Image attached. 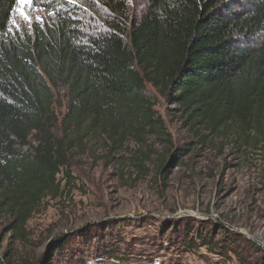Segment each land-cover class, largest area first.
Listing matches in <instances>:
<instances>
[{
    "label": "trees",
    "instance_id": "1",
    "mask_svg": "<svg viewBox=\"0 0 264 264\" xmlns=\"http://www.w3.org/2000/svg\"><path fill=\"white\" fill-rule=\"evenodd\" d=\"M30 1L52 17L5 40L18 0H0V215L12 236L74 180L71 152L104 143L115 157L128 138L166 135L146 82L177 106L197 143L264 137V0H139L133 11L126 0ZM67 239L29 264H54ZM0 264L9 262L0 255Z\"/></svg>",
    "mask_w": 264,
    "mask_h": 264
},
{
    "label": "rangeland",
    "instance_id": "2",
    "mask_svg": "<svg viewBox=\"0 0 264 264\" xmlns=\"http://www.w3.org/2000/svg\"><path fill=\"white\" fill-rule=\"evenodd\" d=\"M126 1L132 11L139 2ZM94 9L87 11L99 24ZM49 17L30 0L17 3L3 39H21ZM146 90L166 135L128 138L115 157L104 143L71 152L74 180L56 198L43 200L22 237L12 236L0 215V255L9 264L35 263L66 235L54 264L98 254L104 255L100 264H264V137L258 134V143H197L177 106L149 82ZM188 225L190 245L181 236ZM197 232L207 234L211 246L196 242Z\"/></svg>",
    "mask_w": 264,
    "mask_h": 264
},
{
    "label": "snow or ice",
    "instance_id": "3",
    "mask_svg": "<svg viewBox=\"0 0 264 264\" xmlns=\"http://www.w3.org/2000/svg\"><path fill=\"white\" fill-rule=\"evenodd\" d=\"M18 3H25V0H18ZM23 15V13H21Z\"/></svg>",
    "mask_w": 264,
    "mask_h": 264
},
{
    "label": "water",
    "instance_id": "4",
    "mask_svg": "<svg viewBox=\"0 0 264 264\" xmlns=\"http://www.w3.org/2000/svg\"><path fill=\"white\" fill-rule=\"evenodd\" d=\"M56 241H57V240H54V241H52L51 243L56 242ZM51 243H50V244H51ZM50 244H49V245H50Z\"/></svg>",
    "mask_w": 264,
    "mask_h": 264
},
{
    "label": "built area",
    "instance_id": "5",
    "mask_svg": "<svg viewBox=\"0 0 264 264\" xmlns=\"http://www.w3.org/2000/svg\"><path fill=\"white\" fill-rule=\"evenodd\" d=\"M158 264H159V262H158Z\"/></svg>",
    "mask_w": 264,
    "mask_h": 264
}]
</instances>
